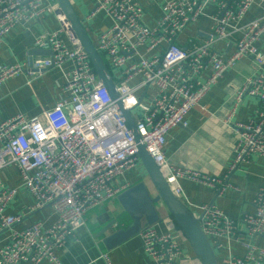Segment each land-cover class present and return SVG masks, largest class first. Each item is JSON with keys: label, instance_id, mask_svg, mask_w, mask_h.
<instances>
[{"label": "built area", "instance_id": "obj_1", "mask_svg": "<svg viewBox=\"0 0 264 264\" xmlns=\"http://www.w3.org/2000/svg\"><path fill=\"white\" fill-rule=\"evenodd\" d=\"M256 1L170 0L153 27L144 24V8L138 0H96L93 13L102 12L111 21L95 47L108 65L122 107L130 111L142 142L175 197L192 207L215 253H225L219 264H264V249L253 243L264 237V185L253 199L254 211L240 221L231 220L214 205L192 206L180 180L209 186L217 193L227 183L175 168L164 150L171 130L186 125L187 116L225 72L250 59L258 72L245 80L234 100L239 104L245 96L254 97L259 109L256 121L233 126L237 143L232 170L249 163L252 156L264 157V54L258 47L264 36V15L245 23ZM211 4L215 11L209 16L210 40L192 38L188 46L180 45L178 38L206 16ZM49 15L56 17L59 28L39 35L34 47L50 51L51 56L34 58L32 64L0 67V86L24 73L38 78L52 69L62 71L64 78L62 96L54 108L33 119L16 114L0 123V231L23 221L22 215L6 213L18 195L17 188L2 183L1 172L9 166L17 167L22 187L34 198L30 212L50 208L56 222L49 228L35 223L12 231L0 248V264H62L57 251L86 226L90 211L132 187L121 180L141 164L117 102L99 80L55 0H0V46L18 26L33 25ZM217 42L233 43V53L224 58L212 48ZM68 63L72 69L66 72ZM165 222L173 225L170 218ZM139 235L150 264H202L185 256L172 233L143 226ZM234 244L243 249L242 256L232 254ZM104 258L112 264L107 255Z\"/></svg>", "mask_w": 264, "mask_h": 264}, {"label": "crops", "instance_id": "obj_2", "mask_svg": "<svg viewBox=\"0 0 264 264\" xmlns=\"http://www.w3.org/2000/svg\"><path fill=\"white\" fill-rule=\"evenodd\" d=\"M94 45L99 36L111 26L106 14H93L96 0H69ZM144 8L143 22L153 27L163 14V7L170 0H138ZM215 11L214 5L205 9L204 16L197 24L190 25L178 38V43L188 46L189 39L199 42L209 41L212 34V20L209 18ZM264 2L257 0L248 12L245 23L262 18ZM59 28L55 16L49 15L41 22L30 26H18L15 31L3 40L0 46V67L29 64L30 58H37L34 41L44 33L54 32ZM231 42H217L212 48L228 58L234 51ZM264 54V36L258 44ZM70 63L64 66L70 71ZM257 67L250 59L237 62L236 66L225 72L219 82L211 89L200 105L187 116L186 125H180L169 133L165 147V157L175 168L201 172L226 182L221 193L209 186L181 179L180 185L184 195L192 206L214 205L234 221H240L247 213H252L253 199L264 185V157L252 156L249 163L232 170L234 147L237 135L233 126L237 123L256 121L259 109L258 99L245 96L239 104L234 94L249 77L255 76ZM64 83L62 71L52 69L38 78H31L24 73L9 79L0 86V123L8 118L23 114L28 119L40 116L44 111L54 108L62 96L60 85ZM231 125L232 127H229ZM145 170L140 164L137 169L127 173L121 181L134 186L144 181ZM2 183L6 187L17 188L18 195L6 210L9 215H22L23 221L11 230L0 231V248L4 246L12 231H21L35 223H43L46 228L56 222V216L50 208L30 212L34 198L22 187L19 171L9 166L1 172ZM229 185V186H228ZM153 194H155L153 192ZM160 222L155 225L159 233H172L181 246L185 256L197 258L184 233L176 227L173 218L165 207L159 205ZM192 212V207L189 208ZM170 218L173 225L165 221ZM117 222L106 235L99 236L107 226ZM132 223L118 198L103 204L86 215V226L80 228L70 238L63 250L57 251L62 264H107L105 255L112 264H150V257L144 252L140 235L131 238L115 249L108 250L103 240L111 233L126 229ZM243 234L245 230L241 227ZM253 243L264 249V237L255 238ZM243 249L234 244L232 254L242 256ZM223 253H216L218 262Z\"/></svg>", "mask_w": 264, "mask_h": 264}, {"label": "water", "instance_id": "obj_3", "mask_svg": "<svg viewBox=\"0 0 264 264\" xmlns=\"http://www.w3.org/2000/svg\"><path fill=\"white\" fill-rule=\"evenodd\" d=\"M55 1L65 14L73 32L80 40L99 80L108 89L112 98L117 102L122 116L126 121L127 128L137 145L138 156L146 173L145 178L149 180V184L146 181H140L118 197V201L124 211L131 218L132 223L128 228L121 229L106 236L103 240L105 247L108 250L115 249L131 238L137 236L143 226L157 225L160 222L159 205L162 204L188 239L195 256L200 262L202 264H219L213 247L201 229L200 220L196 218L193 212L185 204L175 197L165 176L142 142L130 111L122 107L121 102L118 99L116 86L109 70L70 1ZM34 55L39 57H50L51 52L36 49ZM32 62L33 57L30 58V64H32ZM153 192L155 194H153ZM114 226H117L116 221L111 222L99 236L106 235L114 228Z\"/></svg>", "mask_w": 264, "mask_h": 264}, {"label": "trees", "instance_id": "obj_4", "mask_svg": "<svg viewBox=\"0 0 264 264\" xmlns=\"http://www.w3.org/2000/svg\"><path fill=\"white\" fill-rule=\"evenodd\" d=\"M103 61H104V63H105V65H106V67H107V69H108V65H107V63H106V61H105V59L103 58ZM174 223H175V225H176V227H178V225L176 224V222L174 221ZM179 228V227H178ZM180 229V228H179Z\"/></svg>", "mask_w": 264, "mask_h": 264}, {"label": "rangeland", "instance_id": "obj_5", "mask_svg": "<svg viewBox=\"0 0 264 264\" xmlns=\"http://www.w3.org/2000/svg\"><path fill=\"white\" fill-rule=\"evenodd\" d=\"M96 46V45H95ZM146 177V176H145ZM144 177V181H146L149 184V180H147V178Z\"/></svg>", "mask_w": 264, "mask_h": 264}]
</instances>
